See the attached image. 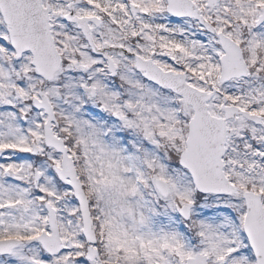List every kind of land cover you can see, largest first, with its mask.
Wrapping results in <instances>:
<instances>
[{
    "label": "snow or ice",
    "instance_id": "obj_1",
    "mask_svg": "<svg viewBox=\"0 0 264 264\" xmlns=\"http://www.w3.org/2000/svg\"><path fill=\"white\" fill-rule=\"evenodd\" d=\"M0 264H264V0H0Z\"/></svg>",
    "mask_w": 264,
    "mask_h": 264
}]
</instances>
